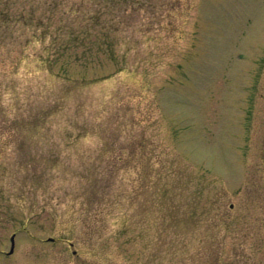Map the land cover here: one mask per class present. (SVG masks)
I'll list each match as a JSON object with an SVG mask.
<instances>
[{
  "label": "rangeland",
  "instance_id": "1",
  "mask_svg": "<svg viewBox=\"0 0 264 264\" xmlns=\"http://www.w3.org/2000/svg\"><path fill=\"white\" fill-rule=\"evenodd\" d=\"M0 264H264V0H0Z\"/></svg>",
  "mask_w": 264,
  "mask_h": 264
},
{
  "label": "trees",
  "instance_id": "2",
  "mask_svg": "<svg viewBox=\"0 0 264 264\" xmlns=\"http://www.w3.org/2000/svg\"><path fill=\"white\" fill-rule=\"evenodd\" d=\"M51 113H49V114H51ZM134 119H132V120L139 122V118H134ZM84 135H86V134H84ZM136 141H137V142H135L136 144H138V141H139V144L137 146L139 147L138 149L141 150V148H143V145H142V142H141L142 139L140 141L138 138H136ZM106 144H107V142L103 144L102 149L105 147ZM143 149H145V148H143ZM118 157H120V161L124 160L126 163H130V165H131L130 167H132L135 170H137V172L138 171L140 172V170H141L140 173H142V172H145V171L148 172V171L152 170V167H150V165H151L150 164V161H151L150 155L149 156H147V155L146 156H142V151L139 152L138 157L136 156L134 158H125V159H123V158L121 159V156H118ZM139 178H140V176H139ZM138 180L139 181L141 180V182H145L146 181V179H144V178H140Z\"/></svg>",
  "mask_w": 264,
  "mask_h": 264
},
{
  "label": "water",
  "instance_id": "3",
  "mask_svg": "<svg viewBox=\"0 0 264 264\" xmlns=\"http://www.w3.org/2000/svg\"><path fill=\"white\" fill-rule=\"evenodd\" d=\"M50 239H52V238H50ZM10 241H11V244H10V249H9L8 253H12V251H13V247H14V235H11Z\"/></svg>",
  "mask_w": 264,
  "mask_h": 264
}]
</instances>
